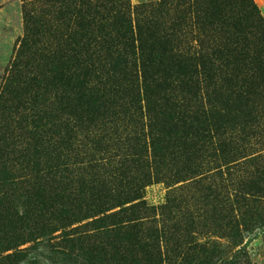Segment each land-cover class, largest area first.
<instances>
[{
  "label": "trees",
  "instance_id": "trees-1",
  "mask_svg": "<svg viewBox=\"0 0 264 264\" xmlns=\"http://www.w3.org/2000/svg\"><path fill=\"white\" fill-rule=\"evenodd\" d=\"M35 3L0 127V264H249L244 234L264 226L254 0ZM185 188L204 240L189 211L154 217L177 215Z\"/></svg>",
  "mask_w": 264,
  "mask_h": 264
},
{
  "label": "rangeland",
  "instance_id": "rangeland-1",
  "mask_svg": "<svg viewBox=\"0 0 264 264\" xmlns=\"http://www.w3.org/2000/svg\"><path fill=\"white\" fill-rule=\"evenodd\" d=\"M30 1L31 0H0V127L4 124L2 120L13 114L11 109H13L18 100L16 97L18 94L11 90V80H15L17 77L16 69L13 71V76L10 77V73L16 57L19 39L24 30V12L30 10L36 11L39 6L38 3L34 5L30 4ZM150 1L156 0H130V4L131 6H135L142 2ZM254 2L264 18V0H254ZM15 68H18V66H15ZM16 111L17 108L14 109V113ZM168 191L169 188L162 182L148 185L145 188V199L147 204L156 207L164 204ZM175 195L181 200L178 214H172L168 216V220H166L167 216L161 215L160 210L157 209L153 213L154 217L164 219L163 223L171 226L174 216H178L181 219V215L183 216L189 211L192 215L197 216L199 220V233L201 232V237H203L202 240H204V237L211 232L210 227L203 224L206 220V217H204V208L200 202L196 201V197H194L196 195H193L192 192L186 188L176 192ZM188 219L189 217L184 218L185 221ZM206 223L209 225L208 221H206ZM262 229H264V226ZM262 229L256 228L251 233L244 234L243 242L248 252L249 264H264V237ZM32 254L43 260L44 257H41V255L46 254V252L43 247L38 246L30 255Z\"/></svg>",
  "mask_w": 264,
  "mask_h": 264
}]
</instances>
